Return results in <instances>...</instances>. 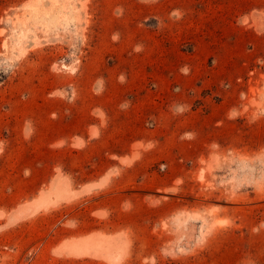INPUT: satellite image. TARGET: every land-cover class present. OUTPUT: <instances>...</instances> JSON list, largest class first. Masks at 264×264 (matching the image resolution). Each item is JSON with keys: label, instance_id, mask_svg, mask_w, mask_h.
Masks as SVG:
<instances>
[{"label": "rangeland", "instance_id": "1", "mask_svg": "<svg viewBox=\"0 0 264 264\" xmlns=\"http://www.w3.org/2000/svg\"><path fill=\"white\" fill-rule=\"evenodd\" d=\"M0 264H264V0H0Z\"/></svg>", "mask_w": 264, "mask_h": 264}]
</instances>
